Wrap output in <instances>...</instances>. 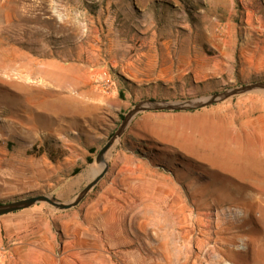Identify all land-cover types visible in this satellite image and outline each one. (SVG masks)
<instances>
[{
  "label": "rangeland",
  "instance_id": "obj_1",
  "mask_svg": "<svg viewBox=\"0 0 264 264\" xmlns=\"http://www.w3.org/2000/svg\"><path fill=\"white\" fill-rule=\"evenodd\" d=\"M254 83H264V0H0V203L41 194L73 202L103 170L99 150L142 101L186 102ZM124 157L179 181L182 206L207 211L214 229L237 235L248 226L264 264L259 92L189 112L138 114L76 207L13 213L32 221L26 230L53 221L54 247L5 237L0 224V264H126L109 222L110 211L123 219L133 207L116 196L123 187L113 175ZM246 244L236 241L235 251Z\"/></svg>",
  "mask_w": 264,
  "mask_h": 264
},
{
  "label": "crops",
  "instance_id": "obj_2",
  "mask_svg": "<svg viewBox=\"0 0 264 264\" xmlns=\"http://www.w3.org/2000/svg\"><path fill=\"white\" fill-rule=\"evenodd\" d=\"M125 76L131 81L137 78L133 73ZM181 136L180 131L173 133L177 141ZM113 177L123 187L121 192L116 191V196L120 198L117 193L121 194L133 204L130 211H124L123 219L117 211H110L109 216L125 246L126 264H259L253 251L256 239L246 231L249 227L241 228L237 235L230 228L214 229L207 211H189L182 206L179 181L157 175L130 157H124ZM2 195L0 190V198ZM23 211L51 210L31 207ZM7 216L0 220L5 237L18 241L48 240L50 248L56 244L53 221L48 220L49 225L41 231L26 230V224L32 221H26L25 215ZM217 232L218 239L214 235ZM236 241L247 242L246 252L235 251Z\"/></svg>",
  "mask_w": 264,
  "mask_h": 264
},
{
  "label": "water",
  "instance_id": "obj_3",
  "mask_svg": "<svg viewBox=\"0 0 264 264\" xmlns=\"http://www.w3.org/2000/svg\"><path fill=\"white\" fill-rule=\"evenodd\" d=\"M264 93V83H254L251 85L241 86L239 88L230 89L223 93H218L198 100H191L186 102H158L146 100L135 105L123 118L119 128L115 131L113 136L107 143L99 150L95 157V163L103 166V170L97 175L74 199L71 203H60L52 197L46 195H36L23 199L14 200L4 204H0V217L10 215L22 210L29 209L38 204H46L60 211H67L76 207L88 192L104 177L107 172L108 165L105 157L108 151L112 148L115 142L121 138L124 130L130 124L132 119L140 113L145 112H189L202 108H206L232 97L248 94V93Z\"/></svg>",
  "mask_w": 264,
  "mask_h": 264
},
{
  "label": "built area",
  "instance_id": "obj_4",
  "mask_svg": "<svg viewBox=\"0 0 264 264\" xmlns=\"http://www.w3.org/2000/svg\"><path fill=\"white\" fill-rule=\"evenodd\" d=\"M226 215L230 219L242 216L241 212L239 211H226ZM6 255H7V251L0 246V263L6 258Z\"/></svg>",
  "mask_w": 264,
  "mask_h": 264
},
{
  "label": "trees",
  "instance_id": "obj_5",
  "mask_svg": "<svg viewBox=\"0 0 264 264\" xmlns=\"http://www.w3.org/2000/svg\"><path fill=\"white\" fill-rule=\"evenodd\" d=\"M43 152H47V150H40V153H43ZM48 158H49L50 161H53V157L49 153H48ZM86 161H87V163H91V159H89V158ZM75 172H77V170Z\"/></svg>",
  "mask_w": 264,
  "mask_h": 264
}]
</instances>
